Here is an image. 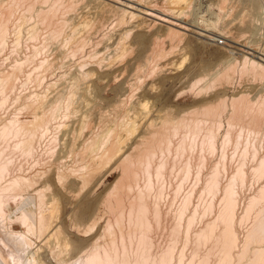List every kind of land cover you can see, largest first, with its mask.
Segmentation results:
<instances>
[{
  "label": "bare ground",
  "instance_id": "1",
  "mask_svg": "<svg viewBox=\"0 0 264 264\" xmlns=\"http://www.w3.org/2000/svg\"><path fill=\"white\" fill-rule=\"evenodd\" d=\"M22 1H24V0H6V1L0 0V53H2V52L4 53V50L6 51V49H5V45L7 47L6 42L8 41L10 34L13 33V32L11 33L9 31V21L11 22V20H12L11 16L13 14H15L16 9L19 7V5H21V3L23 4ZM46 1H48V0H46ZM46 1L44 0V2H46ZM57 1H59V0H55L54 4L50 3V6L48 5V8L46 6V9H44V7H42V8L39 7V9H35V12H36L35 16L37 17V22L35 21V24H33L32 26L29 25L30 28L28 26H26L27 28H25V30L27 29L28 34L27 33H25V34H27L29 37V34H31V32L29 33V31H32V35H33L35 33V28H38V26H35V25L36 24L38 25L39 20H40V24L42 23V26H43V24H46V27L47 26L49 27V30L47 31L48 36L44 34L45 35V38H44V35H41V36H43V38L41 37V39L42 40L46 39V41L48 43L53 41L52 45L56 39H59L60 42L56 45L54 43V45H53V46H55L54 50L56 48V50L58 52L55 51V54H54V52L51 51L53 53V55H52L53 57H51L52 59L50 58V60H47L48 58H46V59L42 58L43 60L39 61L38 67L41 66L40 69L42 67H44L45 70L49 69L48 71H50V69H52V68H58L59 69L61 67V70H62V67H66V65H65L66 64L65 63L66 62V60H65L66 53H65L64 49H67L66 51L67 52L69 51V58H71V56H72V58H74L75 54L77 55L80 53V56L78 55L79 58L75 59V62H74V64L76 63V66L71 62V64H73V67L75 66L74 68L77 67L76 68L77 74L74 73V74H71L70 76L66 75V77H63V73L58 74L57 73L58 71H57L56 73L58 74V76L56 75V77H55L53 74L50 75L53 71V69H52V71L50 73H48L49 76L50 77L53 76L52 78L58 77L60 79H59V81L54 82L55 79L52 81V79H50L48 77L52 82L51 81L46 82V83H48V84H46V86L48 85V87H49V85L50 86L54 85V84L56 85L58 82V84L60 86L62 85L63 88L60 89L58 92L56 91L57 92L56 94H54V91H53L52 93L54 95H52V93H50L52 95V98H50V99H48L46 94H41V93L39 94V91L41 89L38 91V93L33 92L34 94H31L32 93L31 92L30 93L31 95L29 94L30 96L27 95V97H25L26 101H24V103L28 102V106L31 107V111H32L31 112L32 113L31 118L32 119L29 118L28 120H25V119L20 120L17 117L18 115L17 116L15 115V116L9 118L7 121L4 120V123L3 122H2L3 124L1 123L2 125L0 124L1 125L0 126V264H232L233 263L232 262V260H233L232 256L235 254V253H233V255H232V251H233V247L236 244V240L238 238V237H236V234H238V233H235L236 229H234V227H233L234 226V224H233L234 219H235V217H237L235 215L236 213L234 212L235 204L237 202V197H236V193L234 191L235 187H233V186H235V184H237L238 182L240 183L239 185H241V183H243V180L246 177V171H243L242 165L244 167L243 163L245 162V158L248 157V155L251 156V159H253V161H254V159L256 160V164L253 167V173L256 175L260 174V177H262L261 175H262L263 170H264V154L263 153H262L263 155L259 154L257 142L260 140L259 139L260 137L264 136V99L253 100V99H251V97H248V94H246L244 92L242 93L240 91L241 92L240 94L238 93L236 95H232V97H230L228 101H227V98L224 96L215 98L214 102H209V101H206L207 99L206 100L202 99L205 102V104L203 105L202 108H200V109L195 108L193 110L190 109V112L188 110H186V112L187 111L189 112V113L187 112L188 113L187 115L183 112V115L181 114V116H180V113H179L178 116H180V117L176 118V120L173 119L175 117H173L172 119H167V120H163L161 118L163 120V122H161L160 125L156 123L158 126L153 123V119L150 120L149 122L147 121V124H145L144 128L142 129L143 133H138L136 135L137 136V139H135L136 145L133 147L131 146L132 149L130 148V152H128L126 155L124 154V156H123L122 151L124 149V144H123L125 141L124 136L125 135L127 136L128 134H130L131 132H133V130L136 131L137 123L139 122V118H138L139 113H137L136 115L134 114V116H133V113H135V112H133V110L135 109L136 104L134 103L135 106H134V109L132 110L133 104H130L132 95L126 94L125 92L119 93L120 95L118 94L119 97H117V99H118L117 102H119L120 105L124 106V110L122 109L123 112H120V110H119V112H120L119 113L117 111V114L119 113L118 116H117V114L115 115V113H114V115L116 116V118L113 120L114 122L112 124H110L111 123L110 122L109 124H106V125L103 123L104 128H101L102 130L99 129L100 130L99 133L96 132L95 135H90L87 137L84 136L82 138V140L80 138V142L82 141V144H83V150L88 154L86 156H88V158H89L88 160H90L91 163H89V161H88L89 166L87 164L86 165L89 168L85 167V168H87L86 170L84 169V165H82L83 168H81V166H80L78 170H77L78 167L76 169H74V170H76V172L79 171L78 175L80 174V170L81 171H83V169L85 170L84 173L80 174V176L83 178V182L86 183V178L91 177L92 174H94V171H96V169L98 167L100 168V166H103V165L107 166L109 164H112L113 162L115 163L116 161H118V164L117 163L116 164L118 166H120V167H118L119 169L121 168L120 169L121 173L118 175L119 179L117 181H115V183L113 181V183L115 185H114L113 189H111L112 192L110 194H109V192L107 193L113 199V202H111V201L109 202L110 199L107 200V198L105 197L106 198L105 201L110 203L109 205H107L108 203L106 202V205L111 208L110 210L112 212V216H111L112 219L111 220L108 219L109 217H107V216H106L107 218L104 217L105 223L103 226H102V224L97 226L96 222H94V221L92 222V219H91V222H92L91 225L89 223H88L89 225H87V221H86L85 226H81L80 222L78 225H71L70 227L64 226L65 219L57 211V204H56L57 198H55V195L53 194V192L49 195H46L45 190L48 189V186H45L44 184L42 186L37 185V182L33 179V176L32 175L29 176L28 173H25L24 168L22 167V162H21V164L18 163L19 158L21 157V154H22L21 159H24V155H26L25 156L26 160H27V158L31 157V154H34L35 153L34 151H36V149H38L37 144L39 145L41 140L43 141V139L47 138V142L45 139L46 145L49 141L50 142L56 141V133L54 134L55 131L51 133V131H53L54 129L57 130L59 127L57 128L55 126L59 125V123L57 125H53L54 128L52 127V129L50 131V128L52 125L51 121L53 122L54 119L55 120L57 119V117L55 118V113L57 110H59V109L62 110L64 108L62 111H65L69 108L71 101H72L71 96L73 94L74 95L80 94L79 92L81 90L89 93L87 90L90 89L89 87L92 88V85L108 82V81H110V79H113V77L114 78L116 77L114 72L117 73V71H115V70H113L110 74L109 73L108 74H102V71L114 68L116 58L118 56L119 57L123 56V54L125 53L127 48L125 45L124 46L120 45V44H122V42H120V38L121 37L123 38L124 35H125L124 37H126V35L128 36L130 31H129V29H128V31L125 30V32L127 34L123 33V36H121V37L118 35L119 39H118L117 35H115L116 37L112 38L109 36V33H106V34H108V36H107L108 40L103 45H104L105 49H106V47H108V48L110 47L111 51L109 50L110 53L108 52L109 54L107 57H105L104 56L105 54H104L103 58L98 59V54H96V53H98V48L96 50V46L100 42H102V41L104 42V39H107L106 35L104 33H100V31H101L102 27L104 28L103 25H108V22H109L108 20H110V18L108 19V18H105L106 16L105 17L103 16L105 19H108L107 20L108 22H106L107 24H104L106 20L100 17V14H99L100 12H102L104 10H106V11L108 10L107 12L112 10V12H114L113 10H115V9H119V11L122 12V15L120 17L118 15V13L120 14L119 11L118 12L116 11L117 13L116 12L114 13L115 15L117 14V16H116L117 18H115V20H117V21L114 22L115 21L114 20L113 21L114 24H113V22H111L112 21L111 20L110 22L112 23V26L115 24L117 25L118 23H122V21L124 20L123 18H126V17H123L125 15L126 16L129 15L131 17V19H133L135 17H139L141 14L144 16H147V17L148 16L151 17L152 19H149V20L151 21L152 24L153 23H155V24L159 23V24L163 25V23H165V28H164L165 36H163L165 41H166V39H169L172 42L176 41V40H179V41L182 40L183 36L185 35L182 30H185V31L190 30L192 27L196 28L198 35L207 38V40L208 39L209 40H215L216 39L215 38V36H216L215 32L209 31V33H208V29H207L208 27L207 28H205V27L201 28V27L197 26L198 24L196 26H194V24H195L194 20H193V23H194L193 25L190 23L185 24V23L177 22L174 20V18H176L178 16H182L179 14L183 11L184 7L188 6V8H189V5L191 3V1H189V0H163L162 5L164 4V8H162V5L159 8L157 6H154V7L152 6L153 7L152 8L151 6L145 5L146 3L142 4L139 1L138 2L137 1L132 2L133 0H111L114 3H117V4L119 3L122 7L118 6V5L115 6L113 4L105 2V0H80V2L85 1L89 5L92 4L93 10L90 13L86 11L87 9L85 10L86 12L82 13V11H84V6L82 4V6H83V9H82V6L79 5L80 4L78 2L79 0H69L68 2L65 0L66 3L62 1L63 4H59V5L57 4ZM140 1H142V0H140ZM143 2H144V0H143ZM221 2H223V0ZM247 2L251 5H254V6L257 5L256 0H247ZM247 2H246V4H248ZM77 4L81 7L80 15H78V14L74 15ZM237 4L238 3L236 2V5ZM249 4H248V6H249ZM86 5H85V7L87 8L88 6H86ZM139 5H141V7H139ZM234 5L235 4L232 3L233 7H234ZM260 5H259V7H260ZM24 6H26V5H24ZM31 6H32V2L28 6L26 11L30 12L31 9L34 10L33 9L34 7L33 6L31 7ZM228 6H230V5H228ZM243 6H244V3H243ZM245 6H247V5H245ZM221 7L223 8V5ZM20 8H19V10H20ZM237 8H241L244 11L245 7L242 8V5H241V7L238 6ZM61 9H63L64 11H67L68 15L65 14L64 16H62V14H61L62 17L60 15H58V12ZM229 9L230 8L227 7V10H229ZM23 10H24V8H23ZM23 10L19 11L18 17H16L18 14H16V16L13 15V17H16L15 19H17L16 20L17 22H19V21L21 22V20L25 18V13H21V11H23ZM71 10L74 13L73 15H70L71 13L69 14V11L71 12ZM134 10L137 11V13ZM220 10H221V8H220ZM233 10L235 11V9H233ZM17 11H18V9H17ZM80 11H78V12H80ZM225 11H224V15H222V16H225L227 14V12H225ZM29 12H28V14H29ZM238 12H240V11H238ZM87 13H89L90 15ZM103 13L104 12H102V14ZM243 13H241V14H243ZM186 14L187 13H184V15H186ZM55 15H58V18L61 17V20L59 19L60 21L59 20L56 21L55 18H57V16H55ZM111 15H113V14H111ZM111 15L109 14L107 16H111ZM246 15H247V13H246ZM113 17H114V15H113ZM26 19L27 18L24 19L25 22L27 21ZM54 19H55V21H54ZM112 19H114V18H112ZM154 20H156L157 22ZM24 21L22 20V23H21V24L24 23L23 26L25 25ZM14 22L15 21H13V24H14ZM137 23H139V22H137ZM11 25H12V23H11ZM16 25H19V24H15V25H12L10 27H12V28L14 27L16 29ZM20 25H19V28L17 27L18 28L17 30H19V31H20V27H21ZM109 25H110V23H109ZM141 25H142V23H141ZM176 25H177V27H175ZM65 26H68V28H67L68 31H66L67 29L64 30ZM118 26H119V24H118ZM190 26H192V27H190ZM208 26H209V24H208ZM39 27H41V26L39 25ZM43 27H45V26H43ZM109 27H111V25ZM116 27L117 26H115V28ZM210 27H209V29H210ZM212 28H213V26H212ZM15 29H13V30H15ZM43 29L45 30L46 28H43ZM130 29H131V27H130ZM219 29L220 28H218V30ZM109 30H110V28L108 29V31ZM192 30H194V29H192ZM221 30H222V32L220 30L217 32V33H219V35L224 34V32H225L223 30V28H221ZM225 30H226V28H225ZM228 30H227L228 32L226 31L225 34L226 33H232L230 31V29H228ZM115 31H117V30H115ZM119 31H120V28H119ZM9 32H10V34L8 35ZM39 32L37 31V33H39ZM106 32H107V30H106ZM14 33H16V35L15 34H12V35L17 36V32L14 31ZM92 33L96 34V38L97 37L98 38H97V40L95 39L94 42L92 41V44L90 46L94 45L95 47L90 49L89 44L91 42L89 43V40L91 38L90 37L91 35L87 36V34H92ZM7 36H9V37L7 38ZM14 36H12V40H14L13 39ZM226 36H229V34ZM230 36H231V34H230ZM234 36H235V34H234ZM36 37H37V34H36ZM18 38H19V33H18ZM29 38L32 39V37H29ZM161 38H162L161 35H157L156 37H153L151 39V41H149L150 45L149 44H147V45L152 48V54H150V53H149V55L145 54V57H146L145 58L146 60H144L145 62L148 59L150 60L152 58V60L155 62L152 65L157 66V64L159 63V62H157V60L160 59L163 54H166L163 52L165 50V48H163L160 45L163 42V39H161ZM16 39L17 38H15V40ZM35 41L36 40H34L33 42H35ZM121 41H122V39H121ZM123 41H124V39H123ZM179 41H177V42L179 43ZM25 42L27 43V41H25ZM57 42L58 41H56V43ZM48 43H46V45L43 47H45V48L49 47L50 48L51 45L47 46ZM87 43H89L87 46L91 50V52L87 51L85 48ZM144 43H145V40L142 38L141 44H144ZM14 44H18V39H17V42L15 41ZM41 44L42 45L45 44V40H44V43L42 41ZM65 46L68 48H66ZM40 47H41L40 45L38 47L36 46L35 50H36V48L44 50L43 47L42 48H40ZM128 48H131V47L129 46ZM47 49L48 48H46V50ZM33 50H34V47H33ZM41 50H38L39 53L41 52ZM38 51L36 50L37 53H38ZM118 51H119V53H118ZM77 52H79V53H77ZM255 52H257V54L253 53V51L249 52V54L251 53V55H253V57H255L257 60L253 57L243 55L241 67L239 66V71L241 73H243V75L245 74L244 72H246V73H249L250 76H253L252 78H258L260 80H264V47H262V49H260V51L255 49ZM49 53H50V51H49ZM27 54H26V57L25 56L23 57V60L17 59L16 61H14V63L11 61V64H9V66H11L9 68L10 72L8 70L0 72V91H2L5 88H8L7 90L9 92V88L13 87V84L15 87L16 86L15 83H18V82H20V80H22L21 78H20V80L19 79L17 80V78H14V76H15V71H16V77L19 74L21 75V77L24 76V75H22V73H18L20 71H23V70L19 71V69L20 68L22 69L23 66L24 67L28 66L27 63L30 60L33 61L31 55L29 57ZM30 54H31V50H30ZM33 55H35V54L33 53ZM63 55H65L63 57L64 65H63V62L61 61V57ZM94 55H97V56H95L96 59H94L93 63H89L88 62L89 59L92 60V58H90V57H92ZM106 55H107V52H106ZM35 56H34V59H35ZM40 56H41V54H40ZM67 57H68V55H67ZM67 57H66V59H67V66H68V65H70L69 64L70 62L68 63L69 58H67ZM75 58H76V56H75ZM123 58H124V56H123ZM162 59H163V57H162ZM72 60H70V61H72ZM148 61L146 63H148ZM220 61H222L220 63V64H222V66L220 65L221 66V67L219 66L220 68L217 67L215 69V71L212 73V75L210 74L211 76H210L209 80H206L203 83H201V81L204 80V77L203 78L198 77L193 83L191 82L192 84H190V89L191 90L192 89L197 90L196 94H199V93L205 91L204 95H206L205 94L206 91H208L209 88L212 87V85L218 83V81L220 83H222L221 81L223 80L226 83H229V81L231 79L230 77L232 76V75H230V73H233L232 72L233 67L237 68V66H236L237 61L234 57H230V56H229V58H225L224 60H220ZM145 62H144V64H145ZM150 62H151V60H150ZM29 63H31V62H29ZM0 65H2V64H0ZM139 66H140V69L138 71H140L142 69L141 64ZM8 67H7V69H8ZM71 67L72 66L70 65V68ZM34 68H36V67L33 66V69ZM70 68L67 70L71 71L73 69V68L72 69H70ZM145 68H147L146 64H145ZM236 68H234V70ZM58 69H56V70H58ZM63 69L65 70V68H63ZM231 69H232V71H231ZM3 70H6V69L3 68ZM17 70H18V72H17ZM34 70L36 73L37 70L36 69H34ZM144 70L146 71V69H144ZM30 71H31V69H30ZM43 71L44 70L42 68L40 71V72H42L41 73L42 75H43ZM48 71H44V73L48 72ZM55 71H53V73ZM68 71H66V73ZM141 71H140V73H141ZM62 72H63V70H62ZM149 72H151V71H149ZM37 73H38V78H39V74H40L39 71ZM37 73L35 74V76L37 75ZM140 73L138 72L136 74L137 75L139 74L138 76L142 77V74L140 75ZM241 73H239V74L241 75ZM45 75H44V77L47 78V76H45ZM64 75H65V73H64ZM146 75H147V73H146ZM27 76L29 77V80L32 79V78H30L32 76V74H31V76L25 74V81L28 80ZM35 76H33V77H35ZM60 76H62V78ZM138 76H137V78H138ZM18 78H19V76H18ZM22 78H23V82H24V77H22ZM143 78L144 77H142V79ZM41 79H42V77H40L41 84L37 80V77L34 79V82H36L35 87L36 86L37 87L38 86L39 87L44 86L45 83L42 85V81L44 82V80L41 81ZM56 80H58V79H56ZM135 80L137 81L136 75H135ZM140 80L141 79L139 78V82H140ZM13 81H14V83H13ZM231 81H232V79H231ZM26 82H28V81H26ZM32 82H33V80H32ZM129 82H131V81H129ZM20 83H22V82H20ZM24 84H26V83H23V85L22 84L21 85L24 86ZM19 85L20 84H17L18 87H19ZM21 85H20V87H21ZM58 88H61V87H58ZM125 88H127L126 85H125ZM128 88H129V86H128ZM139 88H140V86H139ZM65 89L68 90L66 96H64V94H65L64 90ZM12 90H15V89L12 88ZM91 90H90V92H91ZM92 91L94 92V89ZM5 92H6V90H5ZM45 92H47V90H45ZM63 92H64V94H63ZM0 94H2V95H0L2 97L6 93L0 92ZM91 94L94 95L93 93H91ZM194 94H193V96H194ZM199 95H201V94H199ZM5 96H7V95H5ZM15 97H16V95H15ZM75 97H77V95H75ZM82 99H84V97H82ZM4 100H6V99H4ZM75 100H76V98H75ZM75 100L73 99V102H75ZM78 101L81 105V99ZM127 101L130 105L127 103ZM142 101H143V98H142ZM1 102L3 103L2 99H1ZM132 102H134V101L132 100ZM126 103L128 104V106H125ZM139 104H141V103L139 102ZM139 104H137V105H139ZM24 105H26V103ZM92 105H93V103H92ZM28 106H27V108H28ZM145 106H146V104H145ZM201 106H202V104H201ZM77 107H78V105H77ZM87 107H88V104H87ZM24 108H26V107H24ZM136 108L139 109L138 106ZM153 109H154V107H153ZM60 110H59V112H60ZM84 110H85V108H84ZM139 110H141V109H139ZM170 110L171 109L169 108V111ZM62 111H61V114H62ZM135 111H136V109H135ZM148 111H149V109H148ZM107 112L108 111H106V113ZM130 112L132 114H130ZM146 112H147V110H146ZM166 112H167V109H166ZM63 113H64L63 116H65L66 113L65 112H63ZM75 113H77V112L75 111ZM57 114H58V111H57ZM103 114H104V112H103ZM103 114H102V116H100L101 118L103 117ZM147 115H148V112H147ZM166 116L167 115H165V117ZM70 117H72V116H70ZM89 117H91V116H89ZM145 117H146V114L143 117L142 122H144ZM63 120H65V117L62 119V121ZM83 120H84V118H83ZM146 120L147 119H145V121ZM85 121H86V117H85ZM56 122H57V120H56ZM61 125H62V123H61ZM82 125H83V123H82ZM84 125H85V123H84ZM139 125H140V122H139ZM60 128H62V126ZM64 128L66 129V127H64ZM64 128H62V129H64ZM79 128H81V127H79ZM82 129H84V128H82ZM65 131L66 130H64V132ZM88 131H90V130H88ZM88 131H87V133H89ZM56 132H58V130ZM79 132H81V131L79 130ZM76 134L78 136V132ZM65 137H67V136H65ZM128 137H129V135H128ZM73 139H74V137H73ZM77 139H79V137ZM73 142H71V143H73ZM218 144L220 146L219 149L221 148V152H222L221 154L223 157V158H221V160L223 159V161L225 159L224 158V154H225L224 153V147L226 145H231L233 147V151H231L233 153L229 152V154L231 153V158H229L231 160H232V157L235 156V154L238 152L237 149H239V147H240L238 155H236V156H238V160L240 162V165L237 163V166L238 165L239 166L237 168H235V172L233 171L234 173H232L228 176V179H227V181H225L226 183L223 184V186H222L221 179H220L221 175L217 171L218 162H220L221 160L220 161L218 160L217 165L214 164V167L212 168L213 170L209 174L206 172L207 175L204 176L203 184L201 183V185H203L202 188L204 191L211 194L213 199L219 192L220 193L222 192L221 194H222V200H223L222 205L223 206L221 205L222 206L221 210H219V213L216 217L214 216L215 218H212L213 220H206L201 226L197 227L196 230H193V229H195L194 226H193L194 228L192 227L193 229L190 226L193 224V222L191 223V221L193 219L190 216V218L187 219V223L185 224L186 227L184 226L185 228L184 229L182 228L184 231L183 232L181 231L183 233L182 234L183 237L181 239V240H183V242H181V245L178 246L177 241L181 235V233H180V230H181L180 226L181 225L179 226V224H181V223L178 224L179 217L177 219L176 218L177 216L174 214L176 216L175 217V220H176L175 223H177L178 226L175 223H173L174 222V220L172 218L173 214L171 216L173 222L170 220V218L167 221L166 219L168 217L166 218V216L169 215L170 213L169 214L164 213L163 212L164 210L162 211L161 210L162 207L160 208V205H159L161 203L160 200H162L161 199L162 198V196H161L162 190L160 188L167 178V177L165 178V175H167L166 171H167V169L169 170V167H168V163H169L168 157L169 156H168V154L169 153L171 154V152H174L173 155L172 154L171 155H172V158L175 156L174 160L176 161L177 159L178 160L180 159L177 156L180 157V155H182V154L184 155V152L186 153L188 150H189L188 154L190 153V151H192L195 148H199V150L207 149L208 151H210V150H215V148L218 146ZM52 145L49 146V143H48L47 150L49 148L51 149ZM79 146H80V143H79ZM54 147H56V144ZM16 150L20 151L19 152L20 157H19L18 153H17L18 156H15ZM51 150H53V149H51ZM199 150L197 152L200 153ZM48 151H50V150H48ZM70 153H71V151H70ZM51 155H52V153H51ZM78 155H79V152H78ZM83 155L85 157V153H83ZM200 156H201V154H200ZM16 157H18V160H16L17 159ZM38 157H40V156H38ZM190 157L191 156L189 155L188 158L190 159ZM43 158H42V160H43ZM182 158L183 157H181V159ZM156 159H157V162H156ZM189 159H187L185 161L183 167H181V169L183 170V173H182L183 177L187 176L186 173L189 172L190 167L192 165V164H190L192 160L189 161ZM58 160H61V159H58ZM200 160H201V157H200ZM36 162H37V160H36ZM74 162L77 163L76 160ZM171 162H172V164L174 163L173 159ZM24 163H26V162L24 161ZM202 163H203V161H202ZM214 163H216V162H214ZM251 163H252V161H251ZM31 164H32V162H31ZM61 165H63V164H61ZM179 165H180V163L175 167H177V169H178V168H180ZM197 165H195V166H197ZM39 166H40V163H39ZM169 166H170V164H169ZM175 167H173V169ZM27 169H26V171L29 170V169L28 170ZM197 170L195 172L196 177L194 176L195 174L193 173V176L195 177L194 180H196V178L198 179L199 175H200V174H197V172H198ZM244 170H245V168H244ZM170 171H171V168H170ZM174 172H177V171H174ZM140 174L142 175V177H144L143 183L141 182V186L143 185L142 187H140V185H139V181H142V179L138 180L139 177L141 178V176H139ZM78 175H76V176H78ZM57 176H60L59 172L57 173ZM80 176H78V178ZM257 177H259V176H257ZM186 179H187V177H186ZM254 179L256 180V178H254ZM154 181L157 183V186H159V187H157V189L155 187L156 191L151 194V190L153 189V188H151V184L154 183ZM201 182H202V180H201ZM155 185L156 184H154L153 187ZM242 186H243V184H242ZM259 188H260V186H259ZM203 190H201V191H203ZM47 191H49V190H47ZM153 191H154V189H153ZM236 192H237V190H236ZM263 192H264V184L258 190L259 194H262ZM176 193H177V190H176ZM106 196H108V195H106ZM253 196H254V194H253ZM255 196H257V195L255 194ZM257 198H260V197H257ZM186 199H188L187 195H186ZM186 199H185V202H186ZM219 202H220V200H219ZM89 203H90V201H89ZM212 203L213 202L210 201V203L208 205H206L207 207L205 208V210H207V211L211 210V212H212V207H213ZM103 204H104V202H103ZM109 207L107 210H109ZM166 207L168 208V206H166ZM167 208H165V209L168 212ZM177 209H178V207H177ZM245 209H246V207H245ZM195 210H196V208H195ZM195 210H194V212H195ZM242 212L243 211H241V213ZM107 215H109V214H107ZM101 217H102V215H101ZM101 217H99V219ZM262 218H264V217H262ZM95 219H97V217ZM237 220H238V217H237ZM260 220H262V219H260ZM100 221H101V219H100ZM164 221H165V223L169 222L170 224H172V225H170V226H172V227H170V229L168 228L169 227V225H168L167 229H169V230H167L166 227L164 226L165 225ZM262 222H261V224H262ZM169 223H166V226ZM216 223H219V224H216ZM259 223H260V221H259ZM219 225H220V227L218 228ZM215 226L218 228V230ZM255 226H257V223ZM215 228H216V230H215ZM163 229H165V230H163ZM253 229H255V228H253ZM166 230H167V234H166L167 238H165L166 240H164V232L166 233ZM162 231H164V232H162ZM260 231H257V232L259 233ZM159 233H161V234L163 233V240H160V238L159 239L156 238L157 234H159ZM249 234L251 235V233H249ZM160 236H162V235H160ZM248 237H250V236H248ZM261 237H262V235H261ZM256 250H258V249H256ZM262 251H264V250H262ZM240 260H242V259H240ZM257 262H259V261H257ZM239 264H240V262H239Z\"/></svg>",
  "mask_w": 264,
  "mask_h": 264
},
{
  "label": "rangeland",
  "instance_id": "2",
  "mask_svg": "<svg viewBox=\"0 0 264 264\" xmlns=\"http://www.w3.org/2000/svg\"><path fill=\"white\" fill-rule=\"evenodd\" d=\"M30 1L31 0L22 1L23 4L21 3V5H19V7L17 8L18 11L16 9L15 14H13L14 16H16V14H18L19 11L23 10V8H24V10L21 11V13H25V18H27L26 22L24 21L25 18L22 19L25 22V25H24L25 27L23 26L24 23L21 24L22 20H21V22L20 21L17 22L16 21L17 19H15L16 17L19 16V14L16 17H13V15L11 16L12 20H11V22L9 21V31L11 33L13 32L12 34H15V35H16V33H14V31L17 32V36H14V35L10 34V32L8 33V35L10 34V37L7 36V38L8 37L9 38H8V41H7L8 43L6 42L7 47L5 45L6 51L4 50V53L3 52L0 53V64H2V65H0V69H1L0 72L1 71H7V70L10 72L9 68L11 66H9V64H11V61L14 63V61H16L17 59L18 60H23V57L24 56L26 57L27 53H28L27 55L29 57L31 55V57H32L34 62L32 60H30L29 62H31V63L33 62L32 64L28 62L29 63V64L27 63L28 66H26V67L23 66L24 68L22 67V69L21 68L19 69V71L20 70H23V71L18 72V70H17L18 73H22V75H24V76H22V77H24V82H23V78L21 77L20 74L18 75L19 78H18V76L16 77V71H15L14 78H17V80L18 79L20 80V78H21L22 80H20V82H22V83L17 81L18 83H15V85H16L15 87H14V84H13V87L9 88V92L7 90L8 88H5L2 91H0L1 93L2 92L6 93L2 97L0 96L1 97L0 98V102H1V99L3 101V103L2 102L0 103V124L2 122L4 123V120L7 121L9 118H11V117H13L15 115L16 116L18 115L17 117L20 120H24V119L28 120L29 118H31V115H32L31 107L28 106V102H25L26 105H24L25 104L24 101H26L25 97H27V95L30 96L31 94H34L33 92L38 93V91L41 89L39 91V94L40 93L41 94H46L48 99H50V98H52V95L56 94L60 89L63 88L62 85L60 86L58 84V82H57L56 85L55 84L51 85V86L49 85V87H48V85L46 86V84H48L46 82H50L51 81L50 79H52V81L55 79L54 82L55 81H59L60 78H58V77L57 78H52L53 76L50 77L49 74H48V73H50L52 71V69H53V71H55L58 68H52V69H50V71H48L49 69L45 70L44 67H42L44 71H48V72H45V73L43 71V75H42L41 74L42 72H40L42 68L40 69L41 66L38 67L39 66V61L43 60L42 58H45V59L48 58L47 60H50V58L53 57L52 56L53 53L51 51H53L54 54H55V51L58 52L56 50V48L54 50L55 46H53V45H54V43H55V45L58 44L60 42V40L56 39L55 42L53 43V45H52L53 41L48 43L46 41V39L42 40L41 37L43 38V36H41V35H44V34L47 35V31L49 30V27L47 26L48 27L47 28L46 24H43V26H45V27H43L42 23L40 24V20L38 21V25L37 24L35 25V26H38V28H35V33L32 35V31H29V33L31 32V34H29V37H32V39H30L28 37L27 29L25 30V28H27L26 26H28L30 28V26L35 24V21L37 22V17L35 16V14H36L35 9H39V7L40 8L44 7V9H46V6L48 8V5L50 6V3L54 4L55 0L54 1L53 0H48V1L45 0L46 2H44V0H34V1L32 0L31 2H32V6L34 7L33 8L34 10L31 9V11L29 12V11H26V10H27L28 6L31 4ZM62 1L66 3V1L68 2L69 0H66V1L65 0H61V1L59 0V1H57V4L58 5L59 4H63ZM136 1L137 2L139 1L142 4L146 3L145 5H148V6H151V7L152 6L153 7L157 6L158 8L161 7V5L163 3V0H152V1L151 0H144V2H143V0L142 1L133 0L132 2H136ZM189 1H191L190 5H189V8H188V6L184 7L183 11L179 14V15H182V16H178V17L174 18V20L177 21V22L185 23V24L186 23H190L192 25L194 24L193 23V20H194L195 21L194 26H196L198 24L197 26L201 27V28L202 27L203 28L204 27L205 28L208 27L207 28L208 29V33H209V31L215 32L216 33V36H215L216 39L215 40H209V39L207 40V38L198 35L196 28L190 26V27H192L190 30H186V31L182 30L184 32V34H185L183 36L182 40H180V41L176 40V41L172 42L169 39H166V41H165V39L163 38V36H165V34H164V32H165L164 31L165 23H163V25L159 24V23H156V24L153 23L152 24L151 21L149 20V19H152L151 17L148 16L149 17L148 18L147 16H144V15L141 14L139 17H135L136 19L135 18L131 19V17L129 15H127V16L125 15L123 17H126L127 19L123 18L124 20L122 21V23H118L117 22L120 27L118 26V24L117 25L115 24V25L112 26L111 22H113L115 20V18H117L116 17L117 14L115 15L114 13L116 11L118 12L119 9L113 10L114 12H112V10L109 11V12H107L108 10L107 11L104 10V11H102V12H104L103 14H102V12H100L99 14H100L101 18H103V19H105V18L109 19L110 18V20L105 19L106 21H105L104 24H107L106 22L109 21L108 25L110 23L111 27H109L110 25L109 26L108 25H103L104 28L103 27L101 28L100 33H104L106 35L107 39H104V42L103 41L100 42L97 45L98 47L96 46V50L98 48V53H96V54H98V59L103 58L104 54H105L104 56L107 57L108 54L110 53L109 50L111 51L110 47H109L110 49L108 47H106V49H105V47L103 45L108 40V37H107L108 34H106V33H109V36L114 38V37H116L115 35H117V36L119 35L120 37L123 36V33H126L125 30L128 31V29H129V31H130L128 36L126 35V37H124L125 36L124 35L123 38L122 37L120 38V42H122V44H120V45H123V46L125 45L126 48H127V50L124 53L125 55L123 54L124 58H123V56H120V57L118 56L117 58L115 57L116 60H115L114 68L102 71V74H108V73L110 74L113 70H115V71H117L118 74L116 72H114L115 75H116L115 78L113 77V79H110V81H108V82L92 85V88L89 87L90 89L87 90L89 93H87L85 91L88 95L82 90L79 92L80 94H75V95H77V97L79 96L78 98L75 97V95L73 94L71 96V98H72L71 99L72 100L71 104H70L69 108L67 109L68 111L67 110L62 111L64 108L63 109L61 108L62 110L59 109L60 112H59V110H57L58 114H57V111H56L55 118L57 117V119H56L57 122H56L55 119H54L55 121L54 120H53V122L51 121L52 125H51V128H50V131H51L53 125H57L58 123H59V125H57L55 127H57V128L59 127L60 128L62 126V128L66 127V129L65 128L64 129H62V128L59 129L58 128L57 129L58 132H56L57 131L56 129L51 131V133L54 132V131H55L54 134L56 133V141L50 142L48 140L49 141L48 142L49 146H51L53 144L52 147H51V149H53V150H51L50 148L48 149L50 151L47 150L48 143L46 145L47 138H45L46 142H45V139H43V141L41 140L39 145L37 144L38 149H36V151H34L35 153L33 152L34 154H31V157L27 158V160H26V157H25L26 155H24V159H21L22 158V154L20 153L21 154V157H20V155H19L20 151H17L18 149L15 151V156L19 155V157H20L18 163L21 164V162H22V167L24 168L25 173H28L29 176L32 175L33 179L37 182V185L42 186L44 184L45 186H48L47 190H49V191L45 190L46 195H49V194H51L53 192V194L55 195V198H57V201H56L57 202L56 203L57 204V211L65 219L64 226L70 227L71 225H78L79 222H80L81 226H85L86 225V221H87V225H89V224L91 225V223L94 221V222H96L97 226L101 225V224L103 226L104 223H105V221H104L105 218L104 217L107 216V217H109L108 219H110V220L112 219V217H111L112 216V212L110 210L111 208L109 206H107L110 203L105 201V199L106 198H107V200L110 199L109 202L110 201L113 202V199L110 197L109 194L112 192L111 189H113V187L115 185L114 184L115 181H117L119 179L118 175L121 173L120 172L121 168L120 169L118 168V167H120V166L117 165L118 161H116L115 163L113 162L112 164H109L107 166L106 165L105 166L104 165L100 166V168L98 167L99 169L97 168L98 170L96 169V171H94V174H92L91 177L86 178V183L87 184L85 182H83V178L80 176V174L84 173V171L87 168H89L88 166H89V163H91V162H90V160H88L89 159L88 156H86L88 154L83 150V144H82V141L80 142V138L82 140V138L84 136L87 137V136H90V135H95L96 132L99 133L100 130H102L101 128H104V124L106 125V124H109L110 122H111L110 124H112L114 122L113 120L116 118L115 115L117 114V111L119 112V110H120V112H123L124 106L120 105L119 102H117V100H118L117 97H119V95H120L119 93L125 92L126 94H131L132 95L131 101H130L131 102L130 104H133L132 110L134 109V106L136 104V106H135L136 111H135V109L133 110V112H135V113H133V116H134V114L136 115L137 113H139L138 114L139 116L138 115L137 116H138L139 122H140V125H139V122L137 123L136 131L133 130V132L128 134L129 137H128V135L124 136L125 137V141L123 143L124 144V149L122 151L123 156H124V154L126 155L128 152H130V148L132 149V147L136 145V140H135V139H137L136 135L138 133H143L142 129L144 128L145 124H147V121L149 122L150 120L153 119V123L155 125H157V124L160 125L161 122H163V120L172 119L173 117H175L173 119L176 120V118L180 117L181 114L183 115V112L187 115L190 112V109L193 110L195 108H197V109L202 108L203 105L205 104L204 100H206V99H207L206 101L214 102L215 98L224 96V97L227 98V101H228L229 98L232 97V95H236L238 93L240 94L241 92L242 93L244 92V93L248 94V97H251V99H253V100L264 99V80H260L258 78H252L253 76H250V74L246 73V72H244L245 74L243 75V73H241L239 71V66L241 67V62H242L243 55H247L249 57H253V55H251V53L249 54V52L253 51V53L257 54V52H255V49L260 51V49H262V47H264V0H256V4H257L256 6L249 4L247 2V0H239V1L238 0H223V2H221L222 0H189ZM235 1L238 3L237 5L239 7H241V5H242V8L245 7L244 11L241 8H237L238 6L236 5ZM78 2L80 3V4L78 3L80 6H82V4L84 6V11H82V13L86 12V11L90 13L93 10L92 9L93 8L92 4L89 5L85 1H81L82 2L81 3L80 0ZM105 2H108V3L113 4L115 6H117V5L121 6L119 3L118 4L114 3L111 0H105ZM246 2L249 4V6H248V4H246ZM232 3H234L236 6L234 5V7H233ZM243 3H244V6H243ZM78 4H77L76 10H75V14L71 10V12L69 11V14L71 13L70 15H73V14L74 15H77V14L80 15L81 7ZM24 5H26V6H24ZM85 5L88 6V7L86 8ZM222 5H223V8L221 7ZM228 5H230V6H228ZM245 5H247V6H245ZM259 5H260V7H259ZM83 6H82V9H83ZM139 7H141V5H139ZM227 7L230 8V9L227 10ZM19 8H20V10H19ZM162 8H164V4L162 5ZM220 8H221V10H220ZM233 9H235L236 12ZM61 10L58 12V15H60V16H61V14H62V16H64L65 14L68 15L67 11H64L63 9H61ZM237 10L240 11V12H238ZM78 11H80V12H78ZM224 11L227 12V14L225 13L226 15L222 16V15H224ZM28 12H29V14H28ZM119 12H120V14L118 13V15L120 17L122 15V12L121 11H119ZM135 12L137 13V11H135ZM89 13H87V14H89ZM184 13H187V14L184 15ZM241 13H243V14H241ZM246 13H247V15H246ZM109 14L110 15L113 14L114 17H113V15L107 16ZM58 15H55V16H57V18H55L56 21H58L59 19L61 20L62 16L61 17L59 16L60 18H58ZM103 16L104 17L106 16V17L104 18ZM111 17L114 18V19H112ZM55 19H54V21H55ZM13 21H15L14 24H13ZM116 21L117 20H115L114 22H116ZM154 21H156V20H154ZM114 22H113V24H114ZM137 22H139V23H137ZM140 22L142 23V25H141ZM11 23H12V25H15V24H19L20 25L21 24L20 25L21 26L20 27V31L17 30L19 28V25H16V29H15L14 27L13 28L10 27V26H12ZM208 24H209V26H208ZM39 25L41 27H39ZM115 26H117V27L115 28ZM212 26H213V28H212ZM130 27H131V29H130ZM175 27H177V25ZM209 27H210V29H209ZM43 28H46V29L44 30ZM67 28H68V26H65L64 30L67 29ZM109 28H110V30L108 31ZM119 28H120V31H119ZM218 28H220L219 30L221 32H222L221 28H223V30L225 32L228 29H230V31L232 33H226L225 34V32L223 31L224 34H220L219 35V33H217L219 31ZM225 28H226V30H225ZM13 29H15V30H13ZM192 29H194V30H192ZM106 30H107V32H106ZM115 30H117V31H115ZM37 31L38 32L40 31V32L37 33ZM66 31H68V29ZM18 33H19V38H18ZM25 33H27V34H25ZM36 34H37V37H36ZM228 34H229V36H226ZM230 34H231V36H230ZM234 34H235V36H234ZM45 35H44V38H45ZM157 35H161V37H162L161 39H163V42L160 45L163 48H165V50L163 52L166 53V54L162 55L163 59L161 57L160 59L157 60V62H159L158 63L159 65L157 64V66H155V65H152V64L155 63L152 60V58L150 59L151 62H150L149 59H148L149 61L147 60L148 63H146L147 61L145 62L144 60H146L145 59L146 58L145 54H148V55H149V53L152 54V48L150 46H148L147 44L150 45L149 41H151V39L153 37H156ZM12 36H14L13 37L14 40H12ZM87 36L91 37L90 40H89V43L90 42L91 43L90 44L87 43L85 48H86L87 51L91 52L90 49L94 48L95 46L94 45L90 46V45L92 44V41L94 42L95 39L97 40L98 37L96 38V34H93V33L92 34H87ZM119 36H118V39H119ZM15 38L18 39V44L19 45L18 44H14L15 41L17 42V39L15 40ZM142 38L145 40L144 44H141V39ZM121 39H122V41H121ZM123 39H124V41H123ZM34 40H36V41L33 42ZM44 40H45V44L42 45L41 42L43 41V43H44ZM218 40H220L221 42H219ZM25 41H27V43ZM56 41H58V42L56 43ZM177 41H179V43ZM46 43H48L47 46L51 45L50 48L46 47V48H48L47 50H46L45 47H43V46L46 45ZM88 44H89V48L90 49L87 46ZM39 45L41 46L40 48L43 47L44 50L36 48L37 51L41 50L40 53H39V51L37 53L36 50H35V47L36 46L38 47ZM129 46L131 48H128ZM33 47H34V50H33ZM66 48H68V47H66ZM30 50H31V54H30ZM66 50L67 49H64V51L66 53V56L63 55L61 57V61L62 62H63V57L64 56H65V60H66V62H65L66 63L65 64L66 67H62L63 72H62L61 67H60L59 68L60 70L59 69L56 70L54 72L55 74L52 71V73L50 75L53 74L56 77V75L58 76V74L63 73V77H66V75L70 76L71 74H74V73L77 74V71H76L77 67L74 68L76 66V63L74 64V62H75V59L79 58L80 53L77 52L79 54H77V55L75 54L74 58H72V56H71V58H69V51L67 52ZM49 51H50V53H49ZM32 52L36 56L33 55ZM106 52H107V55H106ZM118 53H119V51H118ZM40 54H41V56H40ZM67 55H68V57H67ZM34 56H35V59H34ZM75 56H76V58H75ZM95 56H97V55H94V56L90 57V58H92V60L89 59L88 62L89 63H93L94 59H96ZM229 56L230 57H234L236 59V61H237L236 62L237 68L233 67L232 68L233 71L231 69V71L233 72V73H230V75L233 76V77L232 76L230 77L232 79V81H231V79H230L229 83H226L223 80L221 81L222 83H220L218 81V83L212 85V87L209 88L208 91H206V93H205L206 95H204L205 91L199 93V94H201V95H199V94H196L197 90H194V89L191 90L190 89V84H192L198 77H201V78L204 77V80L201 81V83H203L206 80H209L210 76L215 71V69L217 67L220 68L222 66V64H220L222 61H220V60H224L225 58H229ZM66 57L69 58L68 59L69 60L68 63L70 62L69 64L72 66L71 68H70V65L67 66ZM253 58H255V57H253ZM70 60H72V61H70ZM71 62L75 65L74 67H73V64H71ZM144 62L146 64L147 68H145ZM140 64H141V68H142L141 70L143 71L142 72L140 70L141 73H140V71H138L140 69V66H139ZM63 65H64V62H63ZM33 66L36 67V68H34V69L37 70L36 73L39 71V73H40L39 74V78H38V73L35 76L36 73H35V70L33 69ZM7 67H8V69H7ZM68 67L70 69L73 68L71 70L72 72L70 70L69 71L67 70V69H69ZM3 68H5L6 70H3ZM63 68H65V70ZM143 68L146 69V71ZM234 68H236L235 69L236 71L234 70ZM30 69H31L32 72L30 71ZM66 71H68V72L66 73ZM149 71H151V72H149ZM138 72L140 73V75L142 74V77H144L143 79H142L141 76H138L139 74L138 75L136 74ZM64 73H65V75H64ZM146 73H147V75H146ZM239 73H241V75ZM25 74L26 75H30V76L32 74V76L30 77L32 79L29 80V77L27 76L28 80H26V81H28V82H26L25 81ZM44 75L47 76V78H45ZM135 75H136L137 81L135 80ZM33 76H35V77H33ZM137 76H138V78H137ZM36 77H37V80L39 82H40V77H42L41 81L44 80V82L42 81V85L45 83L44 86H40V87L36 86L35 87L36 82H34V79ZM60 77L62 78V76H60ZM139 78L141 79L140 82H139ZM56 79H58V80H56ZM32 80H33V82H32ZM129 81H131V82H129ZM13 83H14V81H13ZM23 83H26L27 85L24 84V86H22ZM17 84H20V85L22 84V85H21V87H20V85L18 87ZM40 84H41V82H40ZM125 85H126L127 88H125ZM128 86H129V88H128ZM139 86H140V88H139ZM58 87H61V88H58ZM12 88L15 89V90H12ZM91 89L92 90L94 89V92ZM5 90H6V92H5ZM45 90H47V92H45ZM90 90H91V92H90ZM53 91H54V94L52 93ZM64 91H65V94H64V92H63V94H64V96H66L68 90L65 89ZM50 93H52V95ZM91 93H93L94 95H92ZM14 94L16 95V97H15ZM193 94H194V96H193ZM0 95H2V94H0ZM5 95H7V96H5ZM81 96L84 97V99H82ZM74 97L76 98V100H75ZM142 98H143V101H142ZM4 99H6V100H4ZM73 99L75 100V102H73ZM80 99H81V105H80V103L78 101ZM202 99H204V100H202ZM132 100L134 102H132ZM139 102L141 104H139ZM92 103H93V105H92ZM127 103H128V101H127ZM127 103H126L125 106H128L129 103L128 104ZM87 104H88V107H87ZM137 104H139V105H137ZM145 104H146V106H145ZM201 104H202V106H201ZM77 105H78V107H77ZM27 106H28V108H27ZM137 106L142 111L137 109L136 108ZM24 107H26V108H24ZM153 107H154V109H153ZM84 108H85L86 111L84 110ZM169 108L172 111L171 110L169 111ZM148 109H149V111H148ZM166 109H167V112H166ZM146 110L148 112V115H147ZM186 110H188L189 112L187 111L188 112L187 113ZM61 111H62V114H61ZM75 111L77 113H75ZM106 111H108L109 113L108 112L106 113ZM63 112L66 113L65 116H63L64 115ZM103 112H104V114H103ZM114 113H115V115H114ZM179 113H180V116H178ZM102 114H103V117L101 118L100 116H102ZM118 114H117V116H118ZM130 114H132V113L130 112ZM145 114H146V117L144 118V122H142L143 121V117L145 116ZM165 115H167V116L165 117ZM70 116H72V117H70ZM87 116L88 117L91 116V117L88 118ZM64 117H65V120L62 121V119ZM85 117H86V121H85ZM83 118H84V120H83ZM145 119H147V120L145 121ZM61 123H62V125H61ZM82 123H83V125H82ZM84 123H85V125H84ZM79 127H81V128H79ZM82 128H84V129H82ZM64 130H66V131L64 132ZM79 130L81 132H79ZM88 130H90V131H88ZM87 131L89 133H87ZM77 132H78V136L76 134ZM65 136H67V137H65ZM73 137H74V139H73ZM76 137L77 138L79 137V139H77ZM259 139L260 140L257 142L258 150H259V154L263 155L264 154V136L260 137ZM71 142H73V143H71ZM79 143H80V146H79ZM55 144H56V147H54ZM219 147L220 146L218 144V146L215 148V150H210V151H208L207 149L199 150V148H195L192 151H190L191 154L190 153L188 154V152H189V150H188L186 153L184 152V155L182 154V155H180V157L177 156L178 158H180L179 160L177 159L178 161L174 160L175 156L172 158V155H173L174 152H171L172 155L169 153L171 156L168 154V156H169L168 157L169 158L168 159L169 170L167 169V171H166L167 175H165V178L166 177L167 178H166V180L164 181L163 185L160 188L162 190L161 191V196H162L161 199L162 200H160L161 203L159 205H160V208L162 207L161 210L162 211L164 210L163 211L164 213H167V214L170 213L169 215L166 216V218L168 217L166 219L167 221L170 218V220L172 222L174 220L173 223H175L176 222L175 217L177 216L176 217L177 219L179 217V221L180 222L178 220L177 221H178V224L181 223V224H179V226L181 225L180 226L181 227L180 228L181 229L180 230L181 235H180V237L178 238V241H177L178 246H180L181 242H183V240H181L182 237H183L182 236V234H183L182 232L184 231L183 229L186 227L185 224L187 223V219H189L190 216L193 219V220L191 219L192 220L191 223L193 222V224L190 225V226H191V228L194 226L195 229H193L194 227L192 229L196 230L197 227L201 226L206 220H213L212 218H215L218 215L219 210H221V208L223 206L222 205L223 200H222V194H221L222 192L221 193L219 192L213 199L212 195L207 193L206 191H204L203 188H202L203 185H201V183L203 184L204 176L207 175L206 172L209 174L213 170L212 168L214 167V164L217 165L218 160L220 161L221 158H223L222 154H221L222 153L221 152V148L219 149ZM198 150L200 151V153L197 152ZM239 150H240V147H239V149H237V151L239 152ZM70 151H71V153H70ZM231 151H233V147L231 145H226L224 147V153H225L224 154V158L225 159H224V161L222 159L220 162H218L217 171L221 175L220 179H221L222 186H223V184L226 183L225 181H227L228 176L230 174L234 173L235 172V168H237L240 165V162L238 160V156H236V155H238V152L235 154L236 157L233 156L232 160L229 159V158H231V153H233ZM78 152H79V155H78ZM229 152H231V153L229 154ZM17 153H18V155H17ZM51 153H52V155H51ZM83 153H85V157H84ZM200 154H201V156H200ZM189 155L191 156L190 159L188 158ZM38 156H40V157H38ZM181 157H183V158L181 159ZM200 157H201V160H200ZM16 158H17L16 160H18V157H16ZM42 158H43V160H42ZM171 158L173 159L175 164L174 163L172 164V162H171L172 159ZM58 159H61V160H58ZM187 159H189V161L192 160L191 163H190V164H192L191 165L192 168L190 167L189 172L186 173V175H187L186 176L187 179H186V177L185 176L183 177V175H182L183 170L181 169V167H183V165H184V163H185V161ZM23 160L26 163H24ZM36 160H37V162H36ZM75 160H76L77 163L74 162ZM88 161H89V163H88ZM202 161H203V163H202ZM251 161H252V163H251ZM31 162H32V164H31ZM156 162H157V159H156ZM214 162H216V163H214ZM39 163H40V166H39ZM179 163H180V165H179L180 168L177 169V167H175V166H177ZM237 163L239 164L238 166H237ZM61 164H63V165H61ZM169 164H170V166H169ZM243 164H244V167L242 165V169H243V171H246V177L243 180V183H241V185H239L240 183L238 182L237 184H235V186H233V187H235L234 191H235L236 197H237V202L235 204L234 212L236 213L235 215L238 217V220H237V217H235L236 220L234 219V222H233L234 226L233 227H234V229H236L235 233H238V234H236V237H238L239 239L237 238L236 244L233 247L232 255H233V253H235L234 254L235 256L234 255L232 256L233 257V260H232L233 263L232 264H239V262H240V264H264V253H263L264 251H262V250H264V243H263L264 242V238H263L264 237V227H263L264 226V218H262V217H264V192L262 194L258 193V190L264 184V170H263V173L261 175L262 177H260V174L259 175L258 174L257 175L254 174L253 173V167L256 164V160L254 159V161H253V159H251V156H249V155H248V157L245 158V162ZM82 165H84V169L85 170L84 169H83V171L80 170V174L78 175L79 171L76 172V170H74V169H76L78 167L77 168V170H78L80 166H81V168H83ZM195 165H197L198 167L195 166ZM85 167H87V168H85ZM173 167H175V168L173 169ZM170 168H171V171H170ZM244 168H245V170H244ZM26 169L28 171H26ZM196 170L198 171L197 174H200V175H199L198 179L196 178V180H194L195 177H196V173H195ZM34 171L35 172L37 171L38 173L37 172L35 173ZM174 171H177V172H174ZM58 172H59L60 176H57ZM193 173L195 174L194 175L195 177L193 176ZM76 175H78L80 177L78 178V176H76ZM139 176H141V178L139 177L138 180L142 179V181H139V185H140V187H142L143 185L141 186V182L143 183L144 177H142L141 174ZM257 176H259V177H257ZM254 178H256V180L257 179L258 180L256 181ZM201 180H202V182H201ZM113 181H114V183H113ZM154 184H156V185L153 187ZM242 184H243V186H242ZM259 186H260V188H259ZM155 187L157 189V187H159V186H157V183L154 181V183L151 184V188L154 189V191H153V189L151 190V194L156 191ZM176 190H177V193H176ZM201 190H203V191H201ZM236 190H237V192H236ZM108 192H109V194H107ZM253 194H254V196H253ZM255 194L257 196H255ZM106 195H108V196H106ZM186 195H187L188 199H186ZM257 197H260V198H257ZM185 199H186V202H185ZM219 200H220V202H219ZM89 201H90V203H89ZM210 201L213 202L212 203L213 204L212 212H211V210H208V211L205 210V208L207 207L206 205H208L210 203ZM103 202H104V204H103ZM106 202L108 203L107 205H106ZM166 206H168V208ZM108 207H109L110 211L107 210ZM177 207H178V209H177ZM245 207H246V209H245ZM165 208L168 209V212L166 211ZM195 208H196V210H195ZM194 210H195V212H194ZM241 211H243V212L241 213ZM100 214L102 215V217H101ZM107 214H109V215H107ZM172 214H173L174 217L172 216ZM171 216H172L173 220H172ZM96 217H97V219H95ZM99 217H101L100 218L101 221H100ZM91 219H92V222H91ZM260 219H262V220H260ZM258 220L260 221V223H259ZM261 222H262V224H261ZM164 223H165V221H164ZM166 223H169V222H166ZM166 223H165L164 226L167 229V227L169 225L168 228L170 229V227H172L170 225H172V224L169 223L166 226ZM256 223H257V226H255ZM175 224L178 226L177 223H175ZM216 224H219V223H216ZM219 227H220V225L218 226V228ZM216 228H215V230H216ZM218 228H217V230H218ZM253 228H255V229H253ZM169 229H167V230H169ZM163 230H165V229H163ZM167 230H166V233L164 231H162V232H164V240H166L165 238H167V236H166ZM257 231H260V232L258 233ZM248 232L251 233V235ZM160 235H162V236H160ZM261 235H262V237H261ZM248 236H250V237H248ZM156 238L157 239L160 238V240H163V233L162 234L161 233L157 234ZM256 249H258L259 251L256 250ZM238 259L239 260L242 259V260L239 261ZM257 261H259V262H257Z\"/></svg>",
  "mask_w": 264,
  "mask_h": 264
},
{
  "label": "built area",
  "instance_id": "3",
  "mask_svg": "<svg viewBox=\"0 0 264 264\" xmlns=\"http://www.w3.org/2000/svg\"><path fill=\"white\" fill-rule=\"evenodd\" d=\"M219 42H221L220 40H218Z\"/></svg>",
  "mask_w": 264,
  "mask_h": 264
}]
</instances>
